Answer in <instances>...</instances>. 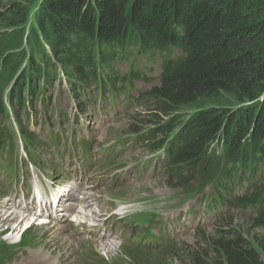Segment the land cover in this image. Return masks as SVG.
I'll return each mask as SVG.
<instances>
[{
	"label": "trees",
	"instance_id": "1",
	"mask_svg": "<svg viewBox=\"0 0 264 264\" xmlns=\"http://www.w3.org/2000/svg\"><path fill=\"white\" fill-rule=\"evenodd\" d=\"M34 18L49 52L27 59L7 95L26 148L32 135L18 118L21 88L31 100L38 84L58 72L80 90L116 88L115 80L130 88L146 77L132 68L117 73L116 62L159 56V82L142 97L151 127L137 140L152 150L163 143L164 168L175 184L209 174L217 200L252 209L254 226L264 229V186L234 196L239 182L250 186L255 168H264V0H43ZM188 107L195 108L175 131V114ZM0 118H8L1 87ZM3 138L1 126L0 147ZM225 236L213 240L215 264H264V237L255 248Z\"/></svg>",
	"mask_w": 264,
	"mask_h": 264
},
{
	"label": "rangeland",
	"instance_id": "2",
	"mask_svg": "<svg viewBox=\"0 0 264 264\" xmlns=\"http://www.w3.org/2000/svg\"><path fill=\"white\" fill-rule=\"evenodd\" d=\"M42 1L0 0V87L4 92L5 100L18 73L26 66L27 59L32 55L41 56L44 52H49L35 27L34 12ZM153 59L154 61H147L146 57H138L130 58L128 62L126 60L116 62L118 68L125 71L133 60L136 66L132 70L135 71L137 66L141 67L144 75L140 77H146V79L137 78L133 81L131 85L133 90L129 91L128 102L121 100V96L126 94L125 89L119 90L120 94L109 90L112 96H117L118 101L115 105L107 103L104 93L98 97V93L91 87L78 89L75 86L77 83L73 82L74 78L60 72L51 78L47 85L41 81L38 84L39 87L35 88L31 100L26 90L21 88L22 106L18 108V117L25 124L23 125L25 130L32 134L33 141L39 143V148L34 150V155L36 160L41 159L43 162L40 165L41 169L31 165L27 167L22 165L17 175L6 176L0 172V184L9 190L15 189L16 192L14 193L13 190V194H16L18 198L21 196L19 193L22 194L20 190L30 187L33 182H41L38 187H45L46 190L50 186V191H53L58 188L57 185L61 187L70 181L68 177L72 173L95 174L101 183L100 186L103 187L104 197L109 207V212L104 217V226L108 227V234L115 243L113 229L117 227L114 223L118 220L117 216L112 214V209L120 204H129L131 209H128L131 212L142 211L141 214L135 216L139 224H145L158 217L160 220L164 218L165 221H171L174 226L183 222L180 227L166 226V230L169 228L172 230L163 233L165 237L162 242L158 241L155 244L147 242L145 236L140 239L142 232L124 240L123 243L127 244L123 246H121L123 243L119 241L121 245H118L117 251L111 253L112 257L102 251L100 244H96L95 240L90 242L81 240L75 243V245H93L94 251L82 255L77 252L78 249L70 252V247L58 238L56 243L50 245L49 248L55 257L62 259L63 264H71L72 261H74L72 264H198V262L215 264L214 260L219 256L213 246L215 237L226 235L224 238L226 240L238 237L255 248L259 240L264 237V229L255 227L252 222L255 214L252 209L243 211L240 207L226 206L217 200V196L213 193V179L209 174L194 175L182 184H175L174 180L169 178L164 168L165 165L162 164L163 143L158 149L152 150L147 143L137 140L141 132L151 127L146 123L152 111L147 108L142 97L159 82L160 57L154 56ZM114 84L121 85V81L115 80ZM45 99H47V106H45ZM230 101L231 99H228L226 103H236ZM202 104L207 105L205 102ZM82 106L86 108L82 109ZM193 108L195 107L182 108L175 114L174 119H177L174 124L175 131L182 127L191 111L194 110ZM25 116L27 119L24 123ZM51 116L56 120L53 132L57 133L61 140L59 148L55 149H53L54 145H48L45 141V139L48 140L49 123L44 127V132L41 124L42 119L46 120ZM65 120H68L66 128L59 129ZM70 123H73L72 126ZM0 125H4L10 134L18 131L12 114L10 120L3 122L0 119ZM134 125L136 127H133ZM156 137L161 140L162 135ZM80 139H84L83 143L88 145L86 153H82ZM119 143H125V146L122 149L116 147L114 150V145ZM9 144L10 142H7L5 148ZM12 144L17 157L23 156V149L17 134ZM109 147L115 152L120 151L121 155L107 150ZM3 160L8 162L10 158L5 156ZM102 162H109V164L104 165ZM23 169L29 172L25 184L20 182ZM255 169L258 170L255 174L252 173L254 175L250 186L245 179L241 183L238 179L235 181L239 182L241 187L234 189V196L247 195L254 186H264V168L257 166ZM115 170L118 174H122L124 181L128 180L125 177L127 172L131 176L134 171L141 170V173L137 174L136 183H126L122 185L123 188L110 189L112 184H104L103 181H109L110 173ZM53 171L55 172L54 177L50 175L53 178L46 179L44 174H51ZM51 181L55 185L52 186ZM86 183L94 185L92 179L83 177L81 184ZM232 189L229 194L232 193ZM29 201L32 202V200ZM207 203L210 205L209 208H207ZM24 222L21 227L11 228L9 226L4 233H0V258L2 260L8 259L13 252L9 248L10 245L16 247L14 253L21 250V246L14 243L19 238L22 239L21 244L25 245L27 241H33V245H48L39 240L44 231L40 232L37 224L33 223L30 229L23 230L26 225ZM52 225H49L50 228ZM3 226L7 228L8 224ZM157 226L161 228L160 223ZM138 228V226L135 227L137 230ZM120 229L118 227L116 235ZM84 238L88 237L84 236ZM46 240H50V237ZM258 251L264 262V253L259 249Z\"/></svg>",
	"mask_w": 264,
	"mask_h": 264
},
{
	"label": "bare ground",
	"instance_id": "3",
	"mask_svg": "<svg viewBox=\"0 0 264 264\" xmlns=\"http://www.w3.org/2000/svg\"><path fill=\"white\" fill-rule=\"evenodd\" d=\"M70 175L71 176L68 177L70 181L63 185V192L66 193L65 190L70 188L75 191V194H72V198L69 200L67 199V204L62 205L60 211H57L55 203L53 205L47 203L45 205L46 210L44 211H47V214L53 212L52 215L54 217L50 221L53 223V226L51 228L49 226L50 224H41L37 226L40 232L44 231L40 238H37L48 243V245H33V241H27L26 245L21 246V251L17 253L13 259L8 260L6 264H63L61 261L62 259L55 257L49 248L50 245L56 243L58 238H61L65 244L70 247V252L78 249L77 252L82 255L94 251V247L93 245H75L77 241L81 240L85 242L95 240L96 244H100L99 246L102 251H105L106 254H110L109 257H112L111 253L117 251L119 246L115 241L108 239L109 234L105 226L101 223V221H104L105 215L108 214L109 207L107 206L108 202L106 197H104L102 187L96 183L97 176L95 174L91 175V177L87 175L88 178H92L93 182H95L92 186L82 185V178L76 176L75 173ZM84 176L85 175L82 174V177ZM124 183H128V180L121 181L118 189L123 188L122 185ZM15 192L14 190V193ZM25 193H28V190H26ZM8 205L11 206L8 207ZM47 214L43 213V211L37 212L34 210L32 203L25 201V198L21 196L18 198L17 196L6 198L0 201V233H4L9 226H11V228L21 227L24 221V224H28L31 219L30 217L37 216L41 218V216H46ZM59 214L62 216L60 217ZM71 215L73 216L72 218H70ZM4 224H8V227L5 228L3 226ZM78 228L82 229L78 230ZM84 234L88 235L87 239L84 238ZM48 237H50V240H46ZM73 262L74 261H72V263Z\"/></svg>",
	"mask_w": 264,
	"mask_h": 264
}]
</instances>
